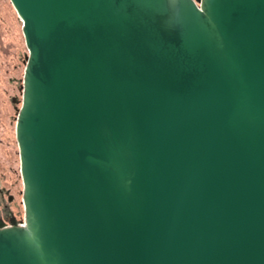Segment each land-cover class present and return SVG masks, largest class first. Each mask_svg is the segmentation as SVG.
<instances>
[{"label": "water", "instance_id": "obj_1", "mask_svg": "<svg viewBox=\"0 0 264 264\" xmlns=\"http://www.w3.org/2000/svg\"><path fill=\"white\" fill-rule=\"evenodd\" d=\"M10 2L24 216L0 264H264V0Z\"/></svg>", "mask_w": 264, "mask_h": 264}, {"label": "rangeland", "instance_id": "obj_2", "mask_svg": "<svg viewBox=\"0 0 264 264\" xmlns=\"http://www.w3.org/2000/svg\"><path fill=\"white\" fill-rule=\"evenodd\" d=\"M27 53L21 20L10 0H0V210L6 204L17 221L24 211L15 122Z\"/></svg>", "mask_w": 264, "mask_h": 264}, {"label": "flooded vegetation", "instance_id": "obj_3", "mask_svg": "<svg viewBox=\"0 0 264 264\" xmlns=\"http://www.w3.org/2000/svg\"><path fill=\"white\" fill-rule=\"evenodd\" d=\"M3 205L4 206L0 210V222H3V223H6L7 224L12 219V217H14V216L8 210L6 204H3Z\"/></svg>", "mask_w": 264, "mask_h": 264}, {"label": "bare ground", "instance_id": "obj_4", "mask_svg": "<svg viewBox=\"0 0 264 264\" xmlns=\"http://www.w3.org/2000/svg\"><path fill=\"white\" fill-rule=\"evenodd\" d=\"M23 224V223H22Z\"/></svg>", "mask_w": 264, "mask_h": 264}]
</instances>
